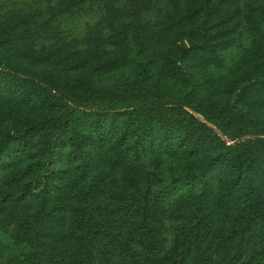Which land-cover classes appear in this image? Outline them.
Wrapping results in <instances>:
<instances>
[{
  "label": "trees",
  "instance_id": "16d2710c",
  "mask_svg": "<svg viewBox=\"0 0 264 264\" xmlns=\"http://www.w3.org/2000/svg\"><path fill=\"white\" fill-rule=\"evenodd\" d=\"M0 264H264V0H2Z\"/></svg>",
  "mask_w": 264,
  "mask_h": 264
},
{
  "label": "rangeland",
  "instance_id": "374dc122",
  "mask_svg": "<svg viewBox=\"0 0 264 264\" xmlns=\"http://www.w3.org/2000/svg\"><path fill=\"white\" fill-rule=\"evenodd\" d=\"M2 0H0V2H1Z\"/></svg>",
  "mask_w": 264,
  "mask_h": 264
}]
</instances>
